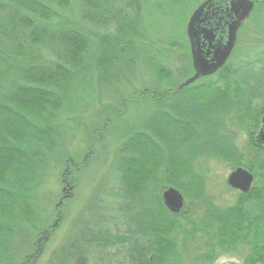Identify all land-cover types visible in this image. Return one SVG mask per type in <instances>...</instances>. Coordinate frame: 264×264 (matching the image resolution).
I'll return each mask as SVG.
<instances>
[{
    "label": "trees",
    "instance_id": "1",
    "mask_svg": "<svg viewBox=\"0 0 264 264\" xmlns=\"http://www.w3.org/2000/svg\"><path fill=\"white\" fill-rule=\"evenodd\" d=\"M147 1L91 0L87 12L95 17L106 16L105 25L110 28L111 35L99 40L96 50L88 55L91 43L84 31L68 20L49 23L55 14L43 3L0 0V211L4 216L0 233L3 235L16 232L20 224L32 225L30 196L42 185L52 155L60 146L61 136L55 123L40 129L30 128L25 113L42 114L49 103L60 108L66 106L67 98L73 96L77 88L74 78L93 74L97 85L116 90L118 85L133 77L136 65L134 43L144 39L141 15ZM66 63L74 64V78L57 68L58 64ZM209 78L200 79L176 94L171 93L173 87L166 92L151 87L142 91L143 95L151 96L154 117L166 118L163 126L148 128L159 133L160 145L152 147L147 140L144 142V134L130 133L123 145L129 147L127 150L133 147L139 150L135 151L136 158L131 157L122 168L121 180L129 182L131 189L125 192L118 185L105 200L100 197L94 201L85 229L77 232L73 243L58 255L56 264H82L90 254L94 264L178 263L176 249L161 253L158 248L159 232L173 227L179 216L164 208L159 191L167 184L180 192L192 191L194 196L201 195L203 178L194 170L197 161L227 155L232 170L240 166L236 133L252 134V124L264 117V50L247 60L235 64L228 62ZM55 89L62 91L58 99H53ZM127 108L128 105L120 107V112L107 113L101 124L103 131ZM146 128L145 124L140 126V130ZM29 136L33 142L28 149L23 142ZM255 148L257 154L261 150L264 158V149ZM157 155L169 158L172 165L180 168L179 172L159 165ZM256 160L264 164V159ZM130 164L138 166L133 167L134 171H128ZM150 188L154 189L148 195L152 205L142 220L135 222L130 203L134 196L148 193ZM125 209L126 218L123 221L122 215V222H118L117 212L124 214ZM243 210V215L241 211L235 214L240 222H233L237 225L234 233H238L239 242L241 238L245 239L243 242L251 256L258 259L254 254L256 242L252 229L249 231L245 226V222L250 224L253 214L251 210ZM215 211L206 206L188 233L189 239L195 236L203 239L204 259L212 256L217 240L226 237L225 232L214 226L213 221L218 218ZM256 211L255 214H260ZM36 230L41 232L39 228ZM4 240L0 243V255L8 256L10 244L6 238ZM257 261L264 264V256Z\"/></svg>",
    "mask_w": 264,
    "mask_h": 264
},
{
    "label": "rangeland",
    "instance_id": "2",
    "mask_svg": "<svg viewBox=\"0 0 264 264\" xmlns=\"http://www.w3.org/2000/svg\"><path fill=\"white\" fill-rule=\"evenodd\" d=\"M37 1L49 7L55 14V18L49 23L68 20L84 31L91 43L88 55L96 50L99 40L107 39L111 35L110 28L105 25L106 16L95 17V14L89 15L87 12L90 11L91 0ZM203 1L149 0L143 4L141 18L144 39L134 43L135 75L118 85L116 90L97 85L93 74L74 78V64H58V69H63L67 75L74 78L77 88L73 96L66 97V106L60 108L55 103H49L42 114L36 111L25 113L30 128L40 129L49 123H55L61 136L60 146L52 155L42 185L30 196L32 225L20 224L14 233H0V243L6 238L10 244L9 255H0V264H56L58 255L73 243L77 232L85 229L83 227L91 216L94 201L100 197L105 200L107 194L115 192L118 185L125 192L129 190L130 183L121 180L124 173L121 170L131 157L137 155L135 151L138 152L139 148L127 150L129 147L125 148L123 145L125 140L130 133L137 131L144 134V142L147 140L152 147L160 145L159 133L148 128L163 126L166 120L163 116L154 117L151 96L147 93L143 95L142 91L151 87L166 92L192 75L185 27L191 12ZM262 50L264 0H258L248 21L237 33L229 62L235 64L237 61L247 60ZM57 61L60 62L58 59ZM110 78L112 79V76ZM60 79L63 80L62 77ZM52 94L56 96L53 95V99H58L62 96V91L55 89ZM126 105L128 108L103 131L101 124L103 119L107 118L106 114L113 110L120 112V107ZM144 124L147 128L140 130V126ZM252 128L254 131L249 135L236 133L237 161L240 166L247 167L255 178L253 190L251 189L252 192L248 196H242L226 185L227 176L233 167L227 155L220 159L195 163L194 170L203 178L201 195L194 196L191 190L179 191L184 197L182 211L176 218L175 225L160 231L158 239L161 253L176 249L177 264H262L257 260L264 256V164H260L256 158H264L261 156V150L260 154H257L253 143L258 122L252 124ZM29 135L32 136V133ZM30 136L23 142L24 147L28 149L32 147L33 142ZM140 158L141 156L137 159ZM156 159L159 165L172 167L179 172L180 168L172 165L169 158L157 155ZM137 166L130 164L128 171H134ZM168 187L170 186L166 184L159 191L160 200L162 191ZM153 190L150 188L148 193L142 192L133 197L129 209H133L135 222L142 220L145 211L151 207L148 195H151ZM206 206L217 210L214 214L218 218L213 223L217 230L226 233V237L217 240L212 256L204 259L203 239L199 236L189 239L188 233L192 226L197 224ZM243 208L245 212L251 210L253 214L252 221L248 225L245 222V226L249 231L252 229V237L256 242L254 254L258 259L251 256L243 242L245 239L240 237L239 242L238 233H234L237 225L233 222H240L235 214L241 211L243 215ZM126 210L124 214L117 212L118 222H122V215L124 221ZM256 210L260 214H255ZM3 222L4 216L0 211V224ZM224 227L226 229H223ZM38 228L41 232L36 230ZM85 233V236L89 235L87 231ZM32 255L35 257L32 258ZM94 262L90 254L82 264Z\"/></svg>",
    "mask_w": 264,
    "mask_h": 264
},
{
    "label": "water",
    "instance_id": "3",
    "mask_svg": "<svg viewBox=\"0 0 264 264\" xmlns=\"http://www.w3.org/2000/svg\"><path fill=\"white\" fill-rule=\"evenodd\" d=\"M253 9L251 0H204L190 14L185 35L189 48L192 75L172 90L176 94L202 78L216 74L227 63L236 42L237 31ZM257 147L264 148V117L253 137ZM253 176L241 167L231 171L226 185L241 194L250 191ZM164 208L173 215L184 206L182 194L169 187L161 193ZM60 205V203L58 204Z\"/></svg>",
    "mask_w": 264,
    "mask_h": 264
},
{
    "label": "flooded vegetation",
    "instance_id": "4",
    "mask_svg": "<svg viewBox=\"0 0 264 264\" xmlns=\"http://www.w3.org/2000/svg\"><path fill=\"white\" fill-rule=\"evenodd\" d=\"M254 3H255V0L253 1ZM252 176H253V181H252V187H251V189L253 188V183H254V181H255V178H254V175L252 174ZM252 190H250L249 191V193L248 194H246L245 196H248L249 194H250V192H251Z\"/></svg>",
    "mask_w": 264,
    "mask_h": 264
}]
</instances>
